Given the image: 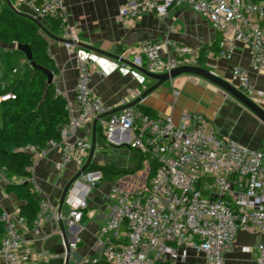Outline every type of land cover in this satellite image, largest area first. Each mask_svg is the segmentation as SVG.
I'll return each mask as SVG.
<instances>
[{
	"label": "built area",
	"instance_id": "built-area-1",
	"mask_svg": "<svg viewBox=\"0 0 264 264\" xmlns=\"http://www.w3.org/2000/svg\"><path fill=\"white\" fill-rule=\"evenodd\" d=\"M36 19L52 18L63 45L77 72L74 113L66 100L68 121L59 127L60 139L38 148L27 145L32 164L27 168L34 190L35 165L51 149L59 152L55 167L65 169L70 162L83 164L91 142L76 131L107 112L105 103L91 88V57L80 45L78 33L70 24L65 0H17ZM188 5L207 17L213 28L223 34L218 55L230 58L238 43L249 49L250 68L259 71L264 64V0H123L119 14L133 19L146 12L165 19L170 8ZM166 34L159 39L140 41L131 57H120V64L144 68L152 73H169L186 65L200 66L198 53L173 38L175 25L166 24ZM16 48L17 43H13ZM0 65V74H1ZM13 73L17 68H13ZM237 87L251 91L249 71L231 68ZM55 93L61 95L58 88ZM260 95L264 94L259 92ZM14 98L12 94L0 100ZM105 140L116 132H129L128 146L155 161L156 171L149 181L126 179L110 183L109 218L99 230L96 245L104 264H225L226 255L235 247L239 232L248 231L264 237V151L251 149L234 139L221 135L210 126L207 117L196 111H183L175 120L170 114L152 116L137 106L122 108L101 123ZM98 169H87L69 189L66 212L61 213L68 226L82 220L88 209L87 196L103 180ZM2 210L0 222L4 235L0 238V256L4 264H39L32 258L22 228L24 218ZM58 221L56 207L42 196L32 230L42 239L40 225L44 220ZM79 237L69 240L70 261L86 264L76 256ZM253 255L254 264H264V242L241 247ZM59 256L48 251L43 261ZM65 264V252L60 254Z\"/></svg>",
	"mask_w": 264,
	"mask_h": 264
},
{
	"label": "crops",
	"instance_id": "crops-1",
	"mask_svg": "<svg viewBox=\"0 0 264 264\" xmlns=\"http://www.w3.org/2000/svg\"><path fill=\"white\" fill-rule=\"evenodd\" d=\"M0 2L1 10L7 4V0H0ZM122 3L123 0H65L69 22L77 31L80 43L87 45V47H82L88 51L91 57L92 92L105 103L107 112L117 113L121 107L133 102L156 82L132 66L123 67L116 56L131 57L140 41L163 37L167 30L166 24L171 22L175 25L176 32L173 38L176 41L197 52L198 59L200 51L204 52L206 59L203 64H200L201 67L236 86L237 80L233 77L231 68L239 66L247 69L252 89L245 94L264 109V94H259V92L264 93V64L259 71H252L249 49L244 44L238 43L230 58L221 57L218 55L217 48H221L223 34L216 31L209 19L192 7L183 5L170 8L165 19L157 17L154 13L146 12L129 20L119 14V7ZM22 6V11L17 10L32 15L27 7ZM38 20L47 31L61 38L57 30L55 32L51 30V24L47 18ZM40 31L46 37L47 52L55 68L53 72L55 88H58L61 95L71 103L72 109L76 113L78 105L74 100V87L77 72L74 62L62 41L48 36L41 28ZM9 48L10 45L0 42V53ZM94 48L102 52L94 50ZM135 106L147 107L154 116L170 114L175 120L180 117L183 111L203 113L210 126L214 127L221 135L234 139L251 149L264 151V122L227 91L201 76L188 73L180 74L147 94ZM107 118L108 116H104L97 123L96 148L92 163L113 164L122 167L120 165H122L124 157H127L131 166L123 168L130 169L134 166L131 159L135 152L127 144L130 137L129 132H124L122 135L120 132H116L110 141L103 140V143L97 140L99 127ZM94 119L79 128L76 135L91 142ZM58 158L59 152L56 149H51L37 161L34 176L40 194L48 197L56 209H58L64 186L84 164L70 162L65 169L58 171L55 167ZM144 163L148 162L144 161ZM141 170L144 171V169ZM147 175L145 177L144 174L138 176L136 172L121 178L139 182L147 180ZM24 180L21 177L13 178L14 182ZM113 181H102L91 190L87 196L88 209L84 211L79 223L74 226H68L65 223L68 240L76 236L80 238L76 256L79 259L87 260L83 261L86 264L99 258L100 248L96 245V239L100 228L111 214L108 193L110 183ZM6 187L7 180L0 171V207L16 216V209L19 208L21 202L14 193L7 191ZM62 211L66 212V206L63 205ZM40 233L42 239L36 237L32 228L27 226L22 228L24 241L31 249L35 262L64 264L60 256V251L63 248V235L58 221L53 218L44 220L40 225ZM259 242H264L262 235L248 231L239 232L233 251L226 255L225 264H254L253 255L242 252L241 247L244 245L253 246ZM44 251L59 256L53 257L49 261H43L41 254ZM74 263L75 261H70V264ZM192 263L202 264L203 261H192ZM0 264H4L1 256Z\"/></svg>",
	"mask_w": 264,
	"mask_h": 264
},
{
	"label": "trees",
	"instance_id": "trees-1",
	"mask_svg": "<svg viewBox=\"0 0 264 264\" xmlns=\"http://www.w3.org/2000/svg\"><path fill=\"white\" fill-rule=\"evenodd\" d=\"M51 24V30L55 32L57 22L47 18ZM0 42L10 45V48L0 53V96L12 94L14 98L0 100V171L7 180V191L12 192L21 202L19 214L24 218L26 226L33 227L38 212L42 195L34 190V184L27 179L30 172L27 168L32 164V154L25 148L34 145L42 148L51 140L60 139L59 127L68 121L66 99L55 93V83L47 84V77L41 71L33 68L28 61L24 67L13 63L16 55L23 53L13 48V43L29 44L34 61L46 68L55 71L51 58L47 52V40L41 33L40 27L15 12L5 4L0 10ZM216 45V43H215ZM220 48H217V52ZM205 54L201 50L199 63L205 62ZM13 68L17 72L13 73ZM142 111L152 115L147 107L141 106ZM97 140L103 143L105 140L99 127ZM131 159L134 166L130 169L113 164H93L89 169H98L102 172L103 181L135 174L143 169V162H148L147 181L154 175L157 164L148 155L134 150ZM14 177L25 180L14 182ZM2 209L0 207V213ZM4 225L0 222V238L4 235ZM100 259L97 264H104Z\"/></svg>",
	"mask_w": 264,
	"mask_h": 264
},
{
	"label": "water",
	"instance_id": "water-1",
	"mask_svg": "<svg viewBox=\"0 0 264 264\" xmlns=\"http://www.w3.org/2000/svg\"><path fill=\"white\" fill-rule=\"evenodd\" d=\"M7 4L10 8H12L15 12L22 14L23 16L27 17L28 19L32 20L33 22H35L48 36L52 37L53 39L56 40H60L63 41L62 38H59L57 36H55L54 34H52L51 32L47 31L42 23L36 19L35 17H33L30 14L27 13H22L20 11H18L10 2L9 0H7ZM81 46L83 47H87V45H84L82 43H80ZM14 46V45H13ZM16 48L22 52L26 58V60L30 63V65L41 71L42 73H44L47 77V84H51L53 82V71L49 68H46L42 65L37 64L33 57H32V52L30 49L29 44L26 43H17ZM97 51H100L98 49H95ZM102 52V51H100ZM105 53V52H104ZM108 54V53H106ZM109 55V54H108ZM117 59H120V57L116 56ZM129 66H132L138 70H140L143 74H145L147 77L155 80L156 82L149 87L148 89H146L137 99H135L133 102L128 103L127 105L121 107L125 108L128 106H134L136 105L141 99H143L147 94H149L150 92H152L153 90H155L156 88H158L159 86H161L162 84H164L167 81H170L171 79L175 78L176 76L180 75V74H184V73H188V74H194L197 76H201L205 79H207L209 82L219 86L220 88H222L223 90L227 91L229 94H231L234 98H236L239 102H241L245 107H247L251 112H253L260 120H262L264 122V109L258 105L256 102H254L250 97H248L245 93H243L236 85L228 82L226 79H223L219 76H217L215 73H213L212 71L201 67V66H193V65H186V66H180L177 67L173 70H171L169 73H162V74H158V73H152L149 72L147 70H145L144 68L141 67H137L134 66L132 63L128 62ZM112 115V111L106 112L103 115H100L98 117H96L93 121V132H92V139H91V147L89 150V155L87 160L85 161V163L81 166V168L78 170V172L71 178L69 179V181L66 183V185L64 186L63 190H62V194H61V198H60V202L58 205V215H59V219H58V223L63 235V248L61 249V253L65 252L66 255V260H65V264L69 263L70 260V248H69V240L66 236L65 233V222L61 216L62 213V207L64 204V200L65 197L69 191V189L73 186V184L80 178L81 174L86 171L87 169H89L90 164L92 163V157L96 148V127H97V123L98 121L104 117V116H110Z\"/></svg>",
	"mask_w": 264,
	"mask_h": 264
},
{
	"label": "rangeland",
	"instance_id": "rangeland-1",
	"mask_svg": "<svg viewBox=\"0 0 264 264\" xmlns=\"http://www.w3.org/2000/svg\"><path fill=\"white\" fill-rule=\"evenodd\" d=\"M9 2H10L13 6H15L16 9H18V10H20V11L23 10V6H22V4L18 3L17 0H9ZM0 3H1V2H0ZM3 3H4V1H3ZM6 3H7V2H6ZM2 5H3V4H2ZM26 61H27V60H26L24 54H23V56L20 55V54H18V55H16V57H15V61H14L13 63H15L16 65H19V67L23 68V67H24V64H25ZM121 156H123V155H121ZM121 156H120V157H121ZM120 159H121V158H120ZM120 166H122V167H130V166H131V164L129 163L127 157H124V160L122 161V165H120ZM143 169H144V171H143V170H140V171L137 172V175H138V176H142V175L144 174V177H145V176L147 175V171H148V163H144V164H143ZM119 179H120V178H119ZM116 180H118V179H116Z\"/></svg>",
	"mask_w": 264,
	"mask_h": 264
}]
</instances>
